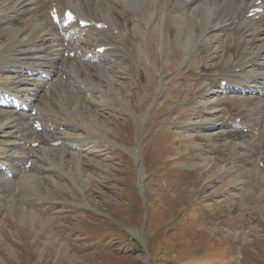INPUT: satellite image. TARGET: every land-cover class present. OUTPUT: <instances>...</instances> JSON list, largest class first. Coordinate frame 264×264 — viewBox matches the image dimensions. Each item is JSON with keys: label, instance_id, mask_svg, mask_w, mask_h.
I'll list each match as a JSON object with an SVG mask.
<instances>
[{"label": "rangeland", "instance_id": "obj_1", "mask_svg": "<svg viewBox=\"0 0 264 264\" xmlns=\"http://www.w3.org/2000/svg\"><path fill=\"white\" fill-rule=\"evenodd\" d=\"M163 34L117 66V101L84 110L89 128L59 131L97 140L46 161L50 172L0 211V264H264V184L240 190L218 145L204 148L200 108L180 106L207 73L204 46L187 67V49ZM7 136L0 125V165L10 160Z\"/></svg>", "mask_w": 264, "mask_h": 264}, {"label": "bare ground", "instance_id": "obj_2", "mask_svg": "<svg viewBox=\"0 0 264 264\" xmlns=\"http://www.w3.org/2000/svg\"><path fill=\"white\" fill-rule=\"evenodd\" d=\"M259 8L264 0H0V72L12 76V82L0 81V125L11 143L10 160L0 165V211L20 202L24 185L50 172L46 161L57 154L64 160L67 151L86 150L82 141L97 140L70 139L59 131L70 126L84 131L90 127L82 120L84 110L117 100V66L127 62L128 52L131 60L137 58L146 36L158 30L164 42L169 36L187 49L188 67L204 46L207 73L183 101L200 108L197 131L204 148L218 145L216 156H226L240 173V190L253 193L256 182L264 184V11L249 16ZM68 9L75 14L72 21L64 18ZM45 94L50 96L43 101ZM98 96L104 102L95 103ZM51 105L74 110L63 118Z\"/></svg>", "mask_w": 264, "mask_h": 264}]
</instances>
